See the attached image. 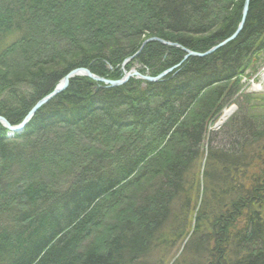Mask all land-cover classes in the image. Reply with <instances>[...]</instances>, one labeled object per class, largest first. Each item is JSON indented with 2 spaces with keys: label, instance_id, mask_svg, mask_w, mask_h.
<instances>
[{
  "label": "trees",
  "instance_id": "trees-1",
  "mask_svg": "<svg viewBox=\"0 0 264 264\" xmlns=\"http://www.w3.org/2000/svg\"><path fill=\"white\" fill-rule=\"evenodd\" d=\"M244 4L0 0V115L12 125L74 68L120 79L135 63L157 76L181 62L155 82L75 76L21 132L0 122V264H163L192 223L173 264H264V115L240 96L209 132L264 51V0L237 38L184 60L230 37ZM143 37L178 45L139 53Z\"/></svg>",
  "mask_w": 264,
  "mask_h": 264
},
{
  "label": "water",
  "instance_id": "water-1",
  "mask_svg": "<svg viewBox=\"0 0 264 264\" xmlns=\"http://www.w3.org/2000/svg\"><path fill=\"white\" fill-rule=\"evenodd\" d=\"M250 1L251 0H245V4H244V8L242 11V19L241 22L237 28V30L228 38H226L225 40H223L222 42L218 43L217 45L213 46L212 48H210L209 50L205 51V52H196V51H192V50H188L185 48L186 51V55L184 57V60L187 59L190 56H199V57H205L207 55H210L211 53L215 52L217 49L225 46L228 42L234 40L235 38H237V36L239 35V33L241 32V30L244 27L247 15H248V11H249V6H250ZM152 40H158L161 41L163 43L166 44H172V45H178V43H172L170 41H165L159 37H152L149 41ZM147 43V42H146ZM178 65H175L165 71H163L162 73L158 74L157 76H151L148 74H142L139 72V70L137 69H132L128 72H126V74L120 78V79H108V78H104L101 77L97 74H94L89 68L86 67H80V68H75L73 70H71L70 72H68L59 82V84L54 88V90L52 92H50L48 95H46L45 97H43L42 99H40L32 108L31 110L27 113V115L25 116V118L22 120V122L18 125H12L9 120L7 118H5L4 116L0 115V122L7 128L9 129L13 134L16 132H21L22 130H24V128L27 126V124L30 122V120L32 119V117L35 115V113L45 104H47L53 97H55L57 94L63 92L64 90H66L70 84V80L71 78L75 77V76H88L90 78H93L94 80L98 81V82H102L106 85H108L109 87H115V86H119V85H123L125 84L131 77H137L140 78L142 80L145 81H150V82H155V81H159L161 79H163L167 74H169L170 72H172L174 70V68H176ZM235 107L231 108L230 111H227L225 113V116L222 120H225V118H227L230 114H232V112L234 111ZM222 123L219 122V125Z\"/></svg>",
  "mask_w": 264,
  "mask_h": 264
},
{
  "label": "rangeland",
  "instance_id": "rangeland-1",
  "mask_svg": "<svg viewBox=\"0 0 264 264\" xmlns=\"http://www.w3.org/2000/svg\"><path fill=\"white\" fill-rule=\"evenodd\" d=\"M150 38H152V37H147V38L143 37V42L141 43V46L139 47V50H138L139 53L146 46V44L148 43L147 40H149ZM188 50H190V49H188ZM130 58H127L125 60L124 65L130 60ZM177 65L178 66L176 68H178L181 65V62L179 64H177ZM139 67H140V64L135 63L134 66H132L130 70H132V69H137L138 70ZM77 68H80V67H77ZM109 68H112V65H109ZM176 68H174V69H176ZM253 69L254 70H252V69L248 70L247 73L241 77L240 91L235 95L234 100L223 109V111L218 116V118L214 121V123L210 124L209 132L210 131H214V130L217 131V130L221 129V127L227 122V120L233 114L236 113V111L238 110V104L236 102V99H238L240 96H242V98H240V101L242 102V104L246 103L247 101L250 102L249 105L252 107V109H254V110H252L253 111L252 114H254V115L258 114V115H261V116L264 115V51L260 53L259 62L257 64V67L253 68ZM130 70L125 71V74H126V72H128ZM249 93L251 94V97L249 99L243 97V96H245V95H247ZM252 94H253V96H252ZM233 107H235V109L232 112V114H230L227 118H225V120H222L224 118V116H225V113L227 111H230L231 108H233ZM221 121H222V123L219 125V122H221ZM207 138H208V136H207ZM207 138H206V140H207ZM204 144H205L204 146L206 148V143H204ZM192 227H193V223H192V225L190 227V234H191V228ZM189 235L186 236L185 238L179 240V242L175 245V250H174V253H173V257L172 258H166L165 262L163 264H173L176 259L181 257L182 251H183V249L185 247V244L187 243V241L189 239Z\"/></svg>",
  "mask_w": 264,
  "mask_h": 264
}]
</instances>
